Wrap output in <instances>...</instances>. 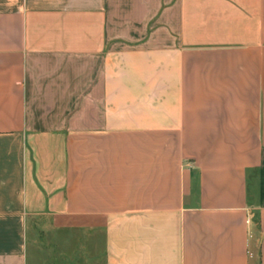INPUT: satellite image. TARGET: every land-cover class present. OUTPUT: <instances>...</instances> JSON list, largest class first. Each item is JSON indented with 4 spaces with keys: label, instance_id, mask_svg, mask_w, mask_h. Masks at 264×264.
Returning a JSON list of instances; mask_svg holds the SVG:
<instances>
[{
    "label": "crops",
    "instance_id": "obj_1",
    "mask_svg": "<svg viewBox=\"0 0 264 264\" xmlns=\"http://www.w3.org/2000/svg\"><path fill=\"white\" fill-rule=\"evenodd\" d=\"M0 264H264V0H0Z\"/></svg>",
    "mask_w": 264,
    "mask_h": 264
}]
</instances>
